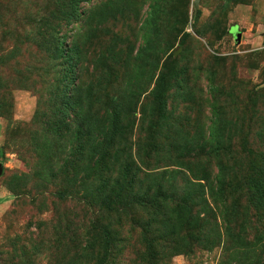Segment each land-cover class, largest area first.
Returning a JSON list of instances; mask_svg holds the SVG:
<instances>
[{"label": "rangeland", "instance_id": "rangeland-1", "mask_svg": "<svg viewBox=\"0 0 264 264\" xmlns=\"http://www.w3.org/2000/svg\"><path fill=\"white\" fill-rule=\"evenodd\" d=\"M0 162V264H264V0H0Z\"/></svg>", "mask_w": 264, "mask_h": 264}, {"label": "trees", "instance_id": "trees-1", "mask_svg": "<svg viewBox=\"0 0 264 264\" xmlns=\"http://www.w3.org/2000/svg\"><path fill=\"white\" fill-rule=\"evenodd\" d=\"M218 194H219V200L223 201L224 197H223V194H222L221 190H220V192ZM101 230H102V235H103V238H104L105 242L107 244H109L110 237H109V232H108L107 228L106 227H102ZM149 233L150 232L145 233L146 236L144 238V242H145V245L148 248V252H150L151 256H154L155 245L153 243H155V239L153 237H149ZM153 248H154V250H153Z\"/></svg>", "mask_w": 264, "mask_h": 264}, {"label": "water", "instance_id": "water-1", "mask_svg": "<svg viewBox=\"0 0 264 264\" xmlns=\"http://www.w3.org/2000/svg\"><path fill=\"white\" fill-rule=\"evenodd\" d=\"M237 37L240 38V35H238ZM2 172H3V165L0 162V176L2 175Z\"/></svg>", "mask_w": 264, "mask_h": 264}]
</instances>
